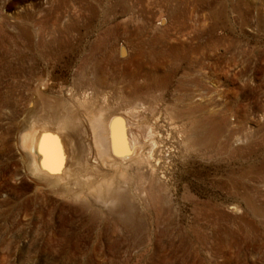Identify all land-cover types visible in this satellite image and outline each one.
<instances>
[{
    "label": "rangeland",
    "instance_id": "1",
    "mask_svg": "<svg viewBox=\"0 0 264 264\" xmlns=\"http://www.w3.org/2000/svg\"><path fill=\"white\" fill-rule=\"evenodd\" d=\"M89 110L122 117L156 171L121 181L137 216L60 227L48 200H71L20 134L70 121L64 164L73 144L94 177ZM0 264H264V0H0Z\"/></svg>",
    "mask_w": 264,
    "mask_h": 264
},
{
    "label": "bare ground",
    "instance_id": "2",
    "mask_svg": "<svg viewBox=\"0 0 264 264\" xmlns=\"http://www.w3.org/2000/svg\"><path fill=\"white\" fill-rule=\"evenodd\" d=\"M83 103L81 105H83ZM129 105L131 104L129 103ZM129 113L132 114L133 110H130ZM50 118H52V116ZM50 118L37 119L36 121H34V119L32 123H30L29 128L21 132L20 147H22L21 149H23L26 156L29 158V161H27L29 162L28 171L38 180L37 182L40 181L41 183L50 186L55 194L62 197H68L69 201L71 200V203H64L54 199H49L48 201H50L51 204L47 213L51 216V218L58 220L60 227L71 226L75 221H79V223H81L84 227L92 228L95 226L111 227L112 224H115V222L119 220L118 218H115L114 215V213L116 214V212H114L116 208H118L119 213L131 212L130 214L134 217V207L132 208V205L129 204L128 191L126 190L127 188L124 189L121 187V181L124 180L123 182H125L127 168L132 164H136L138 167L145 164L147 169L150 170L153 178L156 166L152 164L150 161L151 159H147L146 155L148 154L147 152H144L145 149L144 146H142L143 143L139 144L141 142L136 140L133 136L130 140L127 139V129H125V123L122 117H106L102 110L97 112H91L89 110L87 112L86 119L90 127L91 145L88 146L89 149H87V154H84L85 156H83L86 163V168L84 169H91L92 173L95 174L94 177H91L92 174L88 177H85V175L82 174L81 168L83 166L82 163L80 164L79 159H76L75 153H77V151L75 152L73 144L71 148V155L69 157L70 164H64V159L67 158L63 157L65 152L63 146L65 145L61 140V132L68 133L67 128L70 121H66L63 118L62 120L58 119V121L55 122V119L52 120ZM50 123L55 126L56 130L49 127ZM152 129L153 128L149 125L147 133L140 135H143L144 138L150 137V142L152 144L150 151L154 153L158 141L153 136ZM58 131L61 134H59ZM66 146H69V144ZM75 146L77 145L75 144ZM82 155L79 156L82 157ZM98 163L105 165V167L107 166L108 168H113L114 171L116 170V173H114L118 174L119 179L116 180L112 173H110L112 174L111 176L104 169L103 170L106 173H104L101 177L96 178L97 172L101 170L98 168ZM75 164L78 166L74 167L73 165ZM117 204L119 205L117 206ZM104 208L106 210L105 212L103 210ZM130 219V217L128 220L125 219L126 224H123L127 226V222ZM50 224L51 223L48 222L46 226H51ZM76 238L81 239L82 237L76 235Z\"/></svg>",
    "mask_w": 264,
    "mask_h": 264
}]
</instances>
